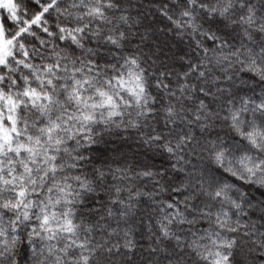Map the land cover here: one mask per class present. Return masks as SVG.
Listing matches in <instances>:
<instances>
[{
  "label": "snow or ice",
  "instance_id": "obj_1",
  "mask_svg": "<svg viewBox=\"0 0 264 264\" xmlns=\"http://www.w3.org/2000/svg\"><path fill=\"white\" fill-rule=\"evenodd\" d=\"M0 264H264V0H0Z\"/></svg>",
  "mask_w": 264,
  "mask_h": 264
}]
</instances>
